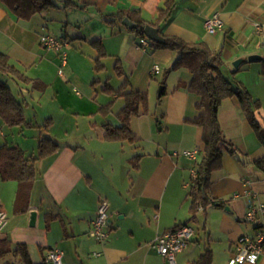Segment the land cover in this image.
I'll return each mask as SVG.
<instances>
[{"label":"crops","instance_id":"1","mask_svg":"<svg viewBox=\"0 0 264 264\" xmlns=\"http://www.w3.org/2000/svg\"><path fill=\"white\" fill-rule=\"evenodd\" d=\"M59 1L57 9L65 12L64 19L58 20L62 25L59 37L87 43V52L95 56L85 60L71 46L62 71L68 68L67 73L74 81L76 67L87 66V82L91 74L98 75L90 84L95 95L87 94V120L82 127L74 126L72 134L69 133L72 121L63 120V134L59 138L51 137L53 119H44V123L51 120L45 134L58 147L35 162L37 176L30 184L27 200L17 202L19 190L26 186L0 178V208L7 215L0 238L9 239L12 246L24 245L32 264L48 263L45 255L49 249H59L64 264H169L150 243L165 231L187 224L194 228L195 234L187 248L176 255L175 264L191 263L207 247L213 254L212 264H228L238 238L254 236L253 227L243 222L248 207L264 205V174L253 164L264 157V146L237 99H223L217 118L223 136L238 154L223 153L219 166L210 173L211 200L194 211L192 188L185 184L191 183V172L195 162L200 161L203 143L202 128L192 123L199 114L196 109L199 97L188 90L192 75L187 66L174 65L179 57L176 50L148 47L142 51L138 43L140 36L121 24L127 17L122 20L117 17L119 12L135 13L146 23H153L167 0H79L77 7L67 9H62L63 0ZM172 1L169 19L159 25L162 35L185 44L201 43L217 53L221 74L233 86L235 82L243 85L257 102L254 106L259 107L264 97L261 74L264 59L249 62L247 58L252 55L264 58V0ZM214 15L222 20L223 28L209 34L204 22ZM35 16L29 20L17 19L5 1L0 0V53L25 78L31 79L25 72L34 70L37 74L32 79L36 81L34 88L41 91L43 86L37 80H46L50 71L55 73V63L58 61L60 65V60L39 42L47 27L41 22H47L48 18L41 13L40 20H36L39 23L31 25ZM85 26L87 36L81 31L68 32V28ZM95 41L100 42L106 53L100 59L103 68L99 71L95 69L99 57L93 45ZM69 46L65 44V48ZM49 54L55 58L51 59ZM237 60L241 62L234 68ZM113 61L117 83L111 82L112 76L99 77L108 72L107 65ZM154 67L158 72H153ZM57 75L62 77L64 72ZM3 78L13 79L0 76L1 81ZM97 83L101 84V98L95 87ZM124 84L122 93L139 92L148 100L147 114L130 120V129L137 137L133 143L104 138L103 125H120L117 114L124 100L117 92ZM15 99L25 113V102ZM107 105L110 110L106 114L99 112ZM24 116L37 129L36 135L31 140L23 139L27 128L13 127L17 132L11 133L8 141L5 132L8 126L0 118V146L4 143L17 146L26 157H36L38 138L44 134L39 128L44 123L39 125L34 120V125L33 119ZM193 150L198 151L196 161L173 155ZM135 157H139L138 161L132 162ZM101 200L108 204L109 236L104 243L89 234ZM32 211L36 212L34 224H30ZM95 253L99 256H94ZM14 259L12 264H22ZM257 264H264V255Z\"/></svg>","mask_w":264,"mask_h":264},{"label":"trees","instance_id":"2","mask_svg":"<svg viewBox=\"0 0 264 264\" xmlns=\"http://www.w3.org/2000/svg\"><path fill=\"white\" fill-rule=\"evenodd\" d=\"M7 9L17 19L29 20L34 15H39L51 9L58 8L59 0H4ZM79 0H63L62 9L75 8L78 6ZM174 2L167 0L159 10L157 20L153 23H146L135 13L119 12L117 17L122 20L127 17L129 20L138 25L133 30L138 36L144 37V27L149 25L156 28L159 34L164 38V44H156L150 42V47L166 48L176 50L179 57L175 62V66L185 65L188 67L192 79L188 90L195 93L199 97L196 109L199 111L198 116L192 120V123L202 128L201 158L199 162H195L193 169L197 177L194 186L191 189L193 198L192 209L194 211L210 202V173L219 166L223 153L232 155L238 154V150L228 141L222 134L217 111L221 101L228 97H235L249 122L250 127L264 146V119L260 120L256 117L253 109L257 102L253 101L249 92L238 82H233L225 78L219 71V55L210 52L203 44L194 45L185 44L174 37L162 35L159 25L167 21L170 17L171 9ZM95 48L98 49L99 57L95 60L97 71L103 66L100 59L106 56L99 41L93 42ZM261 74L264 76V66ZM0 76H10L22 82H26L25 78L18 70L9 64L8 57L0 53ZM125 84L117 92L124 100V106L117 114L120 121L119 126L110 124L103 125L104 138L114 142L133 143L137 137L130 129V120L132 117L147 114L148 100L145 94L139 92H123ZM105 91L110 92L109 89ZM110 110V105L102 107L99 112L106 114ZM0 118L8 127H18L20 129L32 128L29 121L26 120L22 105L12 95L9 87L5 82L0 80ZM51 125V120L46 119L45 123L39 128L42 132H46ZM57 144L49 137L40 136L37 143V156L26 157L24 152L17 146L4 143L0 146V178L3 181H16L25 188H21L17 194V202L27 200L29 195L30 184L36 179L37 171L35 162L54 153ZM139 157L133 158L132 162H137ZM253 164L264 174V157L257 159ZM137 165H135L136 167ZM27 202V201H26ZM213 202V201H211ZM8 255H12L22 264H32L29 253L24 245L17 244L12 246L11 241L7 238H0V262ZM213 254L210 248H205L199 257L189 264H212ZM1 264V263H0ZM48 264V263H42Z\"/></svg>","mask_w":264,"mask_h":264},{"label":"rangeland","instance_id":"3","mask_svg":"<svg viewBox=\"0 0 264 264\" xmlns=\"http://www.w3.org/2000/svg\"><path fill=\"white\" fill-rule=\"evenodd\" d=\"M57 3H60L58 1ZM61 5V4H59ZM65 12L61 11L57 8L51 9L47 12H43V17L48 18V21L45 22L42 20L41 24H46L47 27L45 28V35H51L56 38H61L59 37V32L58 30L62 27V25L58 22L59 19H64ZM39 15H36L33 20L30 21L31 25H35V23H39ZM50 20V21H49ZM41 24H38L40 27L42 26ZM68 28V32H75L77 33L78 31H81L83 34L87 36V26L84 28ZM62 39V38H61ZM64 44H69L70 46L68 48H64L65 52L67 54V50L73 46L74 49H78L79 52L84 55L85 60H87V57H95L94 55L89 54V50H87V43H81L80 40H73L71 37L68 38V40H63ZM80 43L82 45H80ZM81 50V51H80ZM51 59H54L55 55H50ZM59 59V57H58ZM58 61L55 63V73L50 71L48 74V77L46 80L40 81L37 80L39 85L43 86V89L41 91L37 90L34 88L35 85V79L34 77L37 75L34 70L27 71L25 72L26 76L28 79L26 82H20L17 79H10L7 80L6 78H3V81H6V84H8V87L11 89L10 91L12 94L20 101H24V115L27 117L33 119V121H37L40 124L44 123L45 118H52L53 119V127L50 129L49 135L52 137H55V135H58V138L63 134L65 131L63 127V120H70L72 121L69 125L70 130L69 133H73V127H82L83 123L87 120V115H86V109H87V101L86 99L87 94L91 95V97H94L95 92L91 88L90 84L92 83V78L97 77L98 75L95 76L91 74V78L88 79L87 82V66L86 67H81L78 68L76 67V72L74 76V81H72L68 75L67 72H69L68 68H64L63 72L64 75L58 76L57 72L58 69L60 68V65H58ZM92 65V62H91ZM59 66V67H58ZM114 66V61L112 64L107 65L108 72L102 73L99 75V77H104V79L108 76H112L113 78L111 79V82L117 83L116 82V77L115 74L113 73L114 71L112 70ZM105 74V75H104ZM55 77V78H54ZM56 81V82H55ZM18 82V83H17ZM45 86H44V84ZM103 83V82H102ZM121 84V81L117 84V87ZM101 84L97 83L95 85L96 89L98 90V98H101V91H100V86ZM78 93V94H77ZM69 107L71 110H69ZM255 107V106H254ZM255 112H256V117L260 120L264 119V97L262 98L261 104H259V107H255ZM59 111V112H58ZM61 112V113H60ZM43 115V119L41 118ZM53 115V116H52ZM34 121V125H35ZM76 121L78 122V125H76ZM115 123V122H114ZM75 130H78L76 128ZM6 136L9 137V139L12 137V134H16L17 129L16 128H11V127H6L5 129ZM37 129L36 128H27L24 131V135H22L21 138L31 140L33 135H36ZM44 132L43 136L49 137L47 134ZM16 137L15 135H13ZM36 153V150H35ZM27 156L29 154H26ZM15 259L11 256L8 255L5 257L3 260H1V263L5 262H11L14 263ZM15 264H18L15 263Z\"/></svg>","mask_w":264,"mask_h":264},{"label":"built area","instance_id":"4","mask_svg":"<svg viewBox=\"0 0 264 264\" xmlns=\"http://www.w3.org/2000/svg\"><path fill=\"white\" fill-rule=\"evenodd\" d=\"M255 27L258 30L260 29L258 25H255ZM204 28L207 33L213 34L222 30L223 22L219 16L214 15L204 22ZM39 42L41 47L54 52L59 57L60 69L58 70V74L62 75V68L67 63V55L63 40L51 35H42L40 36ZM138 43L142 51L150 47V42L145 37H140ZM153 72H158V68L154 67ZM197 154V150L173 153L174 156L181 155L191 161H196ZM191 174V183L185 184V187L192 188V186H194V181L197 177L194 169ZM107 210V202L101 200L97 208L96 216L91 222L89 231L90 236L100 243L106 242L109 236ZM243 222L253 227L254 236L242 235L238 238L235 244V251L228 261V264H257L258 260L264 255V205H250L243 217ZM6 223L7 215L0 208V232H2ZM194 234L195 230L192 226L187 224L179 225L157 236L150 243V246L155 249L159 255L163 256L169 264H175L176 255L187 248ZM93 255L99 256L97 253ZM45 260L49 264H64L63 253L59 249L47 250Z\"/></svg>","mask_w":264,"mask_h":264},{"label":"water","instance_id":"5","mask_svg":"<svg viewBox=\"0 0 264 264\" xmlns=\"http://www.w3.org/2000/svg\"><path fill=\"white\" fill-rule=\"evenodd\" d=\"M121 24L130 30H136L138 28V25L131 22L128 18H124L121 22ZM143 34L152 43L156 44H164L165 40L164 38L159 34L158 30L156 28H153L152 26H145L143 30ZM264 58H261L258 55H252L247 58L249 62L253 61H260L263 60ZM241 60H237L236 62L233 63V67L237 68L238 65L240 64ZM35 217H36V212L32 211L30 212V224H34L35 222ZM109 222V220H108Z\"/></svg>","mask_w":264,"mask_h":264}]
</instances>
